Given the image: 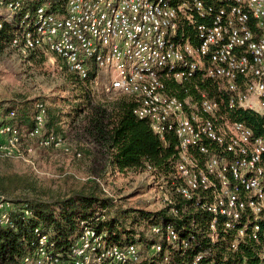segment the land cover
Listing matches in <instances>:
<instances>
[{
    "label": "built area",
    "instance_id": "obj_1",
    "mask_svg": "<svg viewBox=\"0 0 264 264\" xmlns=\"http://www.w3.org/2000/svg\"><path fill=\"white\" fill-rule=\"evenodd\" d=\"M28 1L0 0V31L12 26L0 53L51 55L83 80L95 72L96 88L132 97L155 134L176 138L177 162L158 188V211L171 220L150 226L152 245L109 241L99 213L64 252L36 229L18 264H179L191 250L188 264H218L244 249L253 262L242 264H264V138L229 117L235 109L264 115V0H47L33 9ZM193 79L220 96L170 93ZM16 118L0 100V160L34 166L38 150L50 149L82 157L47 130L44 104L29 130ZM12 208L0 193L1 226H13Z\"/></svg>",
    "mask_w": 264,
    "mask_h": 264
},
{
    "label": "trees",
    "instance_id": "obj_2",
    "mask_svg": "<svg viewBox=\"0 0 264 264\" xmlns=\"http://www.w3.org/2000/svg\"><path fill=\"white\" fill-rule=\"evenodd\" d=\"M46 1L30 0L27 2V8L33 9ZM11 31L12 26L8 23L0 31V41L4 43L3 47L4 45L5 47L9 46L12 38ZM35 54L37 53H33L29 57L32 59ZM94 78L95 72L85 80L80 79L74 73L69 76V86L66 91L74 92L76 89H80L82 94L77 95L74 100L68 101L67 105L71 107V110L64 116L62 109L46 108L49 132L60 134L58 131L61 130L64 118L67 119L66 123L72 125L76 118L87 113L86 106H83L82 101H90L89 97L92 96L90 91L98 89L93 84ZM193 82L195 79L182 84H174L170 87V93L180 99L197 96L199 92L196 91L195 86L193 87ZM199 84L202 86L200 87L201 91L207 92L210 97L214 95L215 91L212 92L206 88V84ZM102 91L107 93L104 89ZM119 95L118 100L104 102L99 99L97 105L91 107V113L88 112V116H85V120H87L86 136L104 151L108 165L114 171L124 173L129 170H150L155 179L159 176L168 178L174 173L177 162L176 138L173 135H167L162 140L152 131L146 119H139L135 115L137 104L134 99L127 95ZM221 97L228 100L226 92H221ZM31 109L32 107L26 104H19L12 108L7 107V111L13 110L17 114L14 123L25 130L32 127ZM223 112L226 111L223 110ZM229 117L233 121L244 123L256 136L264 138V115L235 109L229 111ZM6 161L11 160L1 162ZM10 183L12 184L11 181ZM74 185L75 188L71 187L67 193L62 195L11 199L8 198V194L15 193L18 188L12 189L5 183L0 185V193L13 204L11 210L13 226L0 225V264H18L24 256L30 253L36 229L50 235V243L55 245V252H64L68 249L73 238L78 235L81 223L91 222L99 213L106 217L103 222H100L99 229L106 234L109 241L118 244L136 243L150 246L153 243L148 233L150 226L171 220L168 209L152 212L123 208L124 206L117 204L114 198L106 194L102 184L97 180L89 179L84 183L76 181ZM23 187L26 186L23 184ZM26 189L28 191V187ZM25 211L30 212L31 215L26 216ZM206 247L198 248V250L206 249ZM244 250L227 260L219 261L218 259V264H242L244 258L248 262H253L251 254L248 252L249 249ZM193 253L191 250L184 258H178V263L188 264V258Z\"/></svg>",
    "mask_w": 264,
    "mask_h": 264
},
{
    "label": "rangeland",
    "instance_id": "obj_3",
    "mask_svg": "<svg viewBox=\"0 0 264 264\" xmlns=\"http://www.w3.org/2000/svg\"><path fill=\"white\" fill-rule=\"evenodd\" d=\"M71 74L66 64L54 56L37 53L32 59L23 58L14 50L7 49L0 53V100L8 108L19 104L30 105L32 120L39 103H44L47 109H62L64 116L71 110L67 105L68 101L82 94L80 89L66 91ZM193 83L199 94L205 92L200 90L202 86L197 80ZM206 85V88L215 91L211 98L220 96L216 85ZM102 90L100 87L93 89L90 91V101H82L87 115L82 114L72 125L66 123L67 119L64 118L61 130L58 131L67 138L73 151L82 153L80 159L50 149L38 150L33 158L34 166L22 161L0 160V185L5 183L12 189L18 188L15 193L8 194L9 199L62 195L74 187L76 181L84 183L90 179L100 182L106 194L123 208L156 212L163 207L162 193L158 192V188L166 187L170 176H159L155 180L150 170L118 173L109 167L104 151L86 136L85 116H88V112L91 113V107L96 106L99 99L105 102L115 101L120 97L118 93L107 94ZM199 94L188 97L197 98Z\"/></svg>",
    "mask_w": 264,
    "mask_h": 264
},
{
    "label": "crops",
    "instance_id": "obj_4",
    "mask_svg": "<svg viewBox=\"0 0 264 264\" xmlns=\"http://www.w3.org/2000/svg\"><path fill=\"white\" fill-rule=\"evenodd\" d=\"M33 124V123H32Z\"/></svg>",
    "mask_w": 264,
    "mask_h": 264
}]
</instances>
